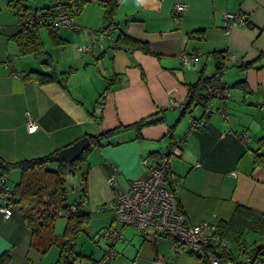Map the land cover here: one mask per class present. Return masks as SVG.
I'll return each mask as SVG.
<instances>
[{
    "label": "crops",
    "instance_id": "obj_1",
    "mask_svg": "<svg viewBox=\"0 0 264 264\" xmlns=\"http://www.w3.org/2000/svg\"><path fill=\"white\" fill-rule=\"evenodd\" d=\"M20 1L35 11L64 0ZM102 1L107 0H85L78 12L72 10L78 29L59 26L52 38L50 29L40 25L42 49L21 53L12 37L20 29L21 9L0 0V160L41 156L84 135L148 116L162 118L145 125L138 136L134 128H124L87 151V195L79 191L76 201H68L81 202L79 209L89 216L69 264L80 257L85 264H102L109 241L102 239L98 246L97 238L105 226L122 234L106 264H208L150 226L141 232L122 226L114 197L147 175L140 158L152 164L172 139H183V153L170 169L179 178L173 188L190 223L216 225L231 216L236 204L264 212V165L255 164L256 154H264V0H119L111 37L103 31L108 21ZM175 1L185 4L179 16L172 14ZM223 11L241 12L246 22L226 31ZM120 34L126 40L117 41ZM129 39L145 43L149 52ZM92 40L97 43L78 51V45ZM220 52L241 60H227L221 76L230 88L227 98H212L208 113L201 105L183 113L180 106L160 109L172 99L183 108L188 84L201 74H214ZM189 54L197 59L186 64L182 55ZM30 71L55 79L40 82ZM27 116L37 123L35 131L26 129ZM190 116L204 123L189 129ZM18 178L19 171L12 169L2 179L13 186ZM9 211L8 217L0 212V253L9 252V264H64L56 245L44 253L32 246L20 210ZM56 224L60 235L66 219L61 232ZM83 232L96 244L91 243L89 255L77 249ZM229 243L235 251L236 244Z\"/></svg>",
    "mask_w": 264,
    "mask_h": 264
},
{
    "label": "trees",
    "instance_id": "obj_2",
    "mask_svg": "<svg viewBox=\"0 0 264 264\" xmlns=\"http://www.w3.org/2000/svg\"><path fill=\"white\" fill-rule=\"evenodd\" d=\"M118 2L119 0L101 2L105 8V17L108 21L105 27L108 25H112L113 27L111 19ZM84 3L85 0H64L63 2H56L55 4L48 5L38 11H45L48 15H57L62 11L68 10L78 12ZM8 5L17 8V11L25 9L20 0H8ZM39 26L40 25H34L28 28L20 26V29L12 35L18 43L21 53L37 52L42 49L38 34ZM48 28L50 29V36L54 38V29ZM121 40H126L122 34L118 36L117 41ZM129 41L134 47L149 52V47L145 43L134 39H129ZM216 59V71L214 74L210 76L201 74L195 82L188 84L187 104L183 108H180L182 113L189 112L191 106L198 105L203 106L204 112L208 113L211 110L212 98H227L214 96L210 93L215 79L222 76L228 60L226 53L222 52L218 53ZM29 74L35 76L40 82L55 79V76L50 73L46 74L38 71H30ZM238 85L242 86L243 84L238 83ZM207 105L210 106L208 111L205 110ZM190 118L198 121L196 127L204 123L202 118L193 116H190ZM161 119L162 118L151 119V117L148 116L128 125L108 128L95 135H87L91 141V146L85 149L76 159L69 162L64 161L60 157V149H55L41 156L23 158L14 162H4L0 160V183L4 182L2 178L8 171L12 169H17L19 171V178L12 186L14 203L11 207L15 206L20 210L23 221L30 229V244L40 249L42 253L46 252L51 245H56L60 250V258H63V263L69 264L71 258H73L76 253L74 247L77 236L79 232L83 230L89 215L87 212L79 209L81 202L68 201L67 188L65 185L66 176L75 174L76 169L85 164V168H83L81 172L82 185L80 187L82 197L85 198L87 195L86 172L88 165L85 162L87 151L92 146L100 145L103 139L113 136L121 129L132 127L136 130L138 136L145 125L156 123ZM172 141H181L183 153V139H172L166 150ZM255 164L264 165V154H256ZM71 205L76 206L75 210H71ZM59 217H64L66 219L64 230L60 235L56 234L54 231L55 221ZM246 230L258 233L259 236L264 235V212L257 211L242 204H236L231 216L227 220H220L215 225L212 237L225 239L237 245L239 243H244L242 236ZM173 240L176 241L174 238ZM181 246L184 247L183 245ZM203 249L204 252L207 250H214L213 241H208V243L203 246ZM217 254L230 257L231 253L229 254L228 252L221 251ZM196 255L201 256L198 253ZM9 261L10 254L8 251L0 253V264H9Z\"/></svg>",
    "mask_w": 264,
    "mask_h": 264
},
{
    "label": "built area",
    "instance_id": "obj_3",
    "mask_svg": "<svg viewBox=\"0 0 264 264\" xmlns=\"http://www.w3.org/2000/svg\"><path fill=\"white\" fill-rule=\"evenodd\" d=\"M184 8V3L175 1L172 14L179 16ZM73 14L72 10H68L57 15H48L45 11L25 8L20 10L17 16L19 25L25 28L44 25L51 29H56L59 26L78 29L80 26L74 23ZM223 16L226 19L224 23L226 31L236 22H246V15L241 12L223 11ZM112 28V25H108L103 29L108 37H111ZM95 43H97L96 40H92L88 44L78 45L77 49L84 52ZM113 47H117V44L114 43ZM196 59L197 54L182 55V61L186 64ZM227 59L237 63L241 61L233 54H227ZM210 93L218 97H228L230 88L219 76L215 79ZM177 106L181 108V105L172 99L160 109ZM209 108L210 106L207 105L205 110L208 111ZM197 124L196 119L190 118L189 129H193ZM25 125L30 132L35 131L38 127L37 123L28 116ZM181 154V141H172L156 162L151 164L146 157L139 159L140 165L147 171V175L132 180L129 188L125 191L118 189L113 203L116 220L122 226L132 227L138 232L150 226L156 232L168 234L191 253H198L204 257L208 264H264V237L259 242L253 241L254 244L249 247L244 243H239L236 245V251H233L228 240L212 237L215 225L207 221L198 223L188 221L173 188L174 184L179 183V178L170 169L172 160L180 157ZM231 173L234 174V171ZM0 199L2 200L0 212L4 217H8L9 208L14 203V195L12 186L5 182L0 183ZM75 208V205H71L72 211ZM99 235L102 239L109 241V247L100 259V263L105 264L115 255L114 244L122 239V234L119 229L105 226L100 229ZM210 240L213 241L214 250L204 252L203 246ZM221 251L231 253L230 257L217 254Z\"/></svg>",
    "mask_w": 264,
    "mask_h": 264
},
{
    "label": "rangeland",
    "instance_id": "obj_4",
    "mask_svg": "<svg viewBox=\"0 0 264 264\" xmlns=\"http://www.w3.org/2000/svg\"><path fill=\"white\" fill-rule=\"evenodd\" d=\"M83 170V166L79 167L76 169L75 174H69L67 175L66 181H65V185L66 188L68 190V200L69 201H76L78 192L80 191V187L82 185L81 183V172ZM57 224H56V230L57 232H61L62 230V223L64 224L65 222V218L64 217H59L57 218ZM262 237H264V235L259 236L258 233H254V232H250L248 230H246L242 236L244 243L249 247L252 246L254 243L253 241L259 242ZM98 246L102 245V238H100V236H98ZM96 239V240H97ZM91 241V242H90ZM95 242V241H94ZM92 240H90V238L87 236V234L85 232L81 233L80 237L78 238V243H77V249L81 250V252H84L86 255H89L90 253V249L89 247H91V243L92 245H96ZM234 250L236 251V246H233ZM54 249V248H52ZM54 251V250H51ZM50 253H54V252H50ZM52 255V254H51ZM82 259V262L80 263ZM75 264H85L84 258L80 257L76 260Z\"/></svg>",
    "mask_w": 264,
    "mask_h": 264
},
{
    "label": "water",
    "instance_id": "obj_5",
    "mask_svg": "<svg viewBox=\"0 0 264 264\" xmlns=\"http://www.w3.org/2000/svg\"><path fill=\"white\" fill-rule=\"evenodd\" d=\"M91 146V141L87 135H84L71 144L59 150L60 157L66 161H72L82 154V152Z\"/></svg>",
    "mask_w": 264,
    "mask_h": 264
}]
</instances>
